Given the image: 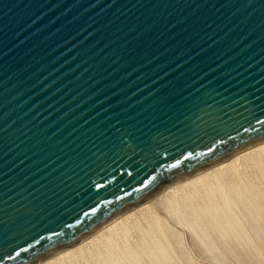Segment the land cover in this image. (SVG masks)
Instances as JSON below:
<instances>
[{"label":"water","instance_id":"water-1","mask_svg":"<svg viewBox=\"0 0 264 264\" xmlns=\"http://www.w3.org/2000/svg\"><path fill=\"white\" fill-rule=\"evenodd\" d=\"M263 140L264 0H0V264Z\"/></svg>","mask_w":264,"mask_h":264},{"label":"bare ground","instance_id":"bare-ground-1","mask_svg":"<svg viewBox=\"0 0 264 264\" xmlns=\"http://www.w3.org/2000/svg\"><path fill=\"white\" fill-rule=\"evenodd\" d=\"M180 228L209 264H264V140L35 264H208L186 248Z\"/></svg>","mask_w":264,"mask_h":264},{"label":"rangeland","instance_id":"rangeland-1","mask_svg":"<svg viewBox=\"0 0 264 264\" xmlns=\"http://www.w3.org/2000/svg\"><path fill=\"white\" fill-rule=\"evenodd\" d=\"M179 231H180V233L182 234V239H183V242H184V245L185 246H187L186 248H188L191 252V254L193 255L194 254V256H195V258L197 257L199 260H201V261H205V262H208V264H209V262L210 261H208V260H206L205 259V257L204 256H202V254H201V252L199 251V250H197L196 249V247H194L195 245H194V243H193V239H192V237H191V233H189V231H187V229H185V228H180V229H178ZM192 248L193 249H195V250H192ZM196 253V254H195ZM201 258H200V257ZM205 259V260H204ZM211 263V262H210Z\"/></svg>","mask_w":264,"mask_h":264},{"label":"snow or ice","instance_id":"snow-or-ice-1","mask_svg":"<svg viewBox=\"0 0 264 264\" xmlns=\"http://www.w3.org/2000/svg\"><path fill=\"white\" fill-rule=\"evenodd\" d=\"M17 255H19V253H17ZM9 258H12L11 256H9Z\"/></svg>","mask_w":264,"mask_h":264}]
</instances>
